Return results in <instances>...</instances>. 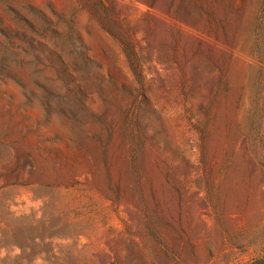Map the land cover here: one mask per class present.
<instances>
[{"label":"rangeland","instance_id":"374dc122","mask_svg":"<svg viewBox=\"0 0 264 264\" xmlns=\"http://www.w3.org/2000/svg\"><path fill=\"white\" fill-rule=\"evenodd\" d=\"M264 262V0H0V264Z\"/></svg>","mask_w":264,"mask_h":264},{"label":"trees","instance_id":"16d2710c","mask_svg":"<svg viewBox=\"0 0 264 264\" xmlns=\"http://www.w3.org/2000/svg\"><path fill=\"white\" fill-rule=\"evenodd\" d=\"M255 264H264V262H258V263H255Z\"/></svg>","mask_w":264,"mask_h":264}]
</instances>
